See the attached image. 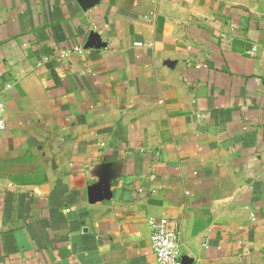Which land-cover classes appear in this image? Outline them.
<instances>
[{"label": "crops", "instance_id": "crops-1", "mask_svg": "<svg viewBox=\"0 0 264 264\" xmlns=\"http://www.w3.org/2000/svg\"><path fill=\"white\" fill-rule=\"evenodd\" d=\"M0 94V264H264V0H0Z\"/></svg>", "mask_w": 264, "mask_h": 264}, {"label": "built area", "instance_id": "built-area-1", "mask_svg": "<svg viewBox=\"0 0 264 264\" xmlns=\"http://www.w3.org/2000/svg\"><path fill=\"white\" fill-rule=\"evenodd\" d=\"M142 45L141 42H136ZM6 104L0 94V131L6 129ZM151 241L156 255V264H183L179 247V231L171 225L168 218L151 221Z\"/></svg>", "mask_w": 264, "mask_h": 264}, {"label": "water", "instance_id": "water-1", "mask_svg": "<svg viewBox=\"0 0 264 264\" xmlns=\"http://www.w3.org/2000/svg\"><path fill=\"white\" fill-rule=\"evenodd\" d=\"M80 2H83V0H80Z\"/></svg>", "mask_w": 264, "mask_h": 264}]
</instances>
